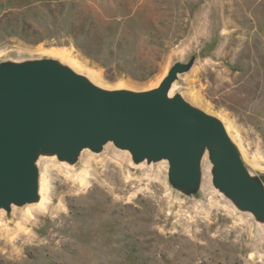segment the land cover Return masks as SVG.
Wrapping results in <instances>:
<instances>
[{"label":"rangeland","instance_id":"1","mask_svg":"<svg viewBox=\"0 0 264 264\" xmlns=\"http://www.w3.org/2000/svg\"><path fill=\"white\" fill-rule=\"evenodd\" d=\"M43 62L117 93L155 91L182 66L169 99L226 125L264 191V0H0V68ZM217 151L205 144L209 183L202 154L190 188L114 140L73 160L38 149L37 199L0 207V264H264V215L218 183ZM42 183L48 209L24 222Z\"/></svg>","mask_w":264,"mask_h":264},{"label":"water","instance_id":"2","mask_svg":"<svg viewBox=\"0 0 264 264\" xmlns=\"http://www.w3.org/2000/svg\"><path fill=\"white\" fill-rule=\"evenodd\" d=\"M173 69L146 93L104 91L52 62L0 68V207L37 199V150L73 160L114 140L140 160L170 162V175L194 188L205 144L218 148V183L243 207L264 215V191L245 169L223 123L182 99H169Z\"/></svg>","mask_w":264,"mask_h":264},{"label":"bare ground","instance_id":"3","mask_svg":"<svg viewBox=\"0 0 264 264\" xmlns=\"http://www.w3.org/2000/svg\"><path fill=\"white\" fill-rule=\"evenodd\" d=\"M100 86V85H99ZM172 95H173V92H172ZM171 97V96H169ZM208 114V113H207ZM210 114V113H209ZM226 127V125H225ZM227 130V129H226ZM232 134V133H230ZM232 136V135H231ZM230 137V136H229ZM236 137V136H235ZM233 138V136L231 137ZM234 139V138H233ZM235 142V141H234ZM240 143V142H239ZM243 147H241L242 149ZM243 150V149H242ZM240 152V151H239ZM209 154L210 153H204L203 156H202V159H201V162L203 163V167L205 169V176L203 178V185L204 186H207V184L209 183V173H210V164H209ZM85 156V161L87 164L90 163V160L91 158L84 152L83 154ZM128 155V154H127ZM91 156V155H90ZM247 156V155H246ZM245 156V157H246ZM94 158V157H93ZM84 159V158H83ZM129 159V158H128ZM94 160V159H93ZM107 159H104L103 161H105ZM125 160V159H124ZM102 161V162H103ZM246 162V161H245ZM248 162V161H247ZM249 163V162H248ZM130 164V163H129ZM251 164V163H250ZM86 165V164H85ZM166 165V164H165ZM257 165V164H256ZM130 166V165H129ZM141 166V165H140ZM59 167V166H58ZM139 167V166H138ZM251 167V166H250ZM254 166H252L253 168ZM60 168V167H59ZM259 169V168H258ZM73 175V174H72ZM71 175V176H72ZM150 176V175H149ZM43 178V177H42ZM77 178V177H76ZM91 179V171L88 170V169H85V170H82L79 175H78V181H79V184L81 185H86L88 184L89 180ZM45 181V180H44ZM43 184V183H42ZM41 196H42V199L36 203L35 205H32V206H29L27 208V210L24 212V216L22 217V220L25 222V221H28L31 217H33L34 215V212L36 211H47L48 209V206H47V200L45 199V183L42 185L41 187ZM213 196V195H212ZM46 200V201H45ZM176 200V199H175ZM182 205V204H181ZM194 205V204H193ZM230 206V205H228ZM228 209V208H227ZM2 218V217H1ZM17 225V224H16ZM19 229L21 230L22 227L20 228L19 226ZM20 232V231H19ZM14 238V237H13Z\"/></svg>","mask_w":264,"mask_h":264}]
</instances>
